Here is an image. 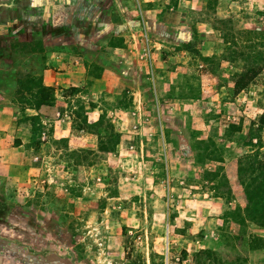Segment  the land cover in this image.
Here are the masks:
<instances>
[{"label": "rangeland", "instance_id": "obj_1", "mask_svg": "<svg viewBox=\"0 0 264 264\" xmlns=\"http://www.w3.org/2000/svg\"><path fill=\"white\" fill-rule=\"evenodd\" d=\"M262 29L264 0H0V264H264V65L232 88Z\"/></svg>", "mask_w": 264, "mask_h": 264}, {"label": "trees", "instance_id": "obj_2", "mask_svg": "<svg viewBox=\"0 0 264 264\" xmlns=\"http://www.w3.org/2000/svg\"><path fill=\"white\" fill-rule=\"evenodd\" d=\"M260 38H263V43L260 46H264V29L260 30ZM249 51L246 52L244 62L246 65L238 72L234 73L232 79V88L234 92H238L242 88L251 83L262 70L264 65V58L260 60H254L251 53V44L247 45ZM209 58L203 57V60ZM44 88H41L43 91ZM45 98V97H44ZM42 97V99H44ZM35 108L39 106V102L34 104ZM264 129V105L261 113L257 117V122L254 125H250L247 131L246 145H251V138H257L256 143L260 141L259 132ZM255 143V145H256ZM243 158V168L241 173L244 177V191L246 197V205L244 207L246 213V219L249 220L255 226H264V158L258 157V152L253 151L247 153Z\"/></svg>", "mask_w": 264, "mask_h": 264}, {"label": "built area", "instance_id": "obj_3", "mask_svg": "<svg viewBox=\"0 0 264 264\" xmlns=\"http://www.w3.org/2000/svg\"><path fill=\"white\" fill-rule=\"evenodd\" d=\"M208 234V231H205V235H207Z\"/></svg>", "mask_w": 264, "mask_h": 264}]
</instances>
